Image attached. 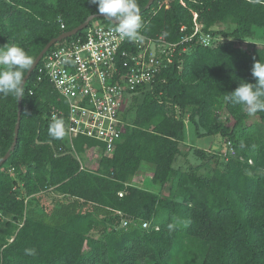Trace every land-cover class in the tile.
<instances>
[{
    "label": "trees",
    "instance_id": "trees-1",
    "mask_svg": "<svg viewBox=\"0 0 264 264\" xmlns=\"http://www.w3.org/2000/svg\"><path fill=\"white\" fill-rule=\"evenodd\" d=\"M148 1L136 0L140 32L179 42L198 14L210 44L199 35L181 44L153 88L133 95L121 140L95 170L80 169L65 133L49 135L52 109L66 103L48 80L36 81L35 68L24 85L16 147L0 166V264H264V110L249 115L225 98L239 83H255L251 68L264 59V43L238 42L264 38V0H155L146 8ZM92 15L117 26L89 0H0V46L18 45L34 61L51 39ZM17 112L18 99L0 94V160ZM191 134L220 135L237 154L218 158L189 143ZM75 143L79 152L94 145L84 136ZM183 146L207 166L215 159L207 175L198 172L203 163L175 167ZM143 164L153 165L152 185L168 186V194L134 183ZM19 182L24 194L15 190ZM49 191L66 201L57 199L46 215L38 206ZM195 243L199 263L190 255Z\"/></svg>",
    "mask_w": 264,
    "mask_h": 264
},
{
    "label": "built area",
    "instance_id": "built-area-1",
    "mask_svg": "<svg viewBox=\"0 0 264 264\" xmlns=\"http://www.w3.org/2000/svg\"><path fill=\"white\" fill-rule=\"evenodd\" d=\"M116 27L91 21L82 34L55 43L36 67V81L48 80L66 103L65 109H52L51 119L62 120L69 152L79 160L80 169L95 170L103 156L113 154L125 132L123 112L132 95L156 83L161 70L173 63L181 44L196 35L204 45L210 44V36L202 33L198 14L193 18V32L179 42L143 32L140 39L129 41L115 31ZM182 49L186 51L187 47ZM80 136L93 140L94 145L85 143L79 152L75 139ZM226 147V159L236 155L230 142ZM82 155L93 159L95 167ZM10 172L14 176V170ZM122 224L127 226L128 220ZM142 227H149V222L143 221Z\"/></svg>",
    "mask_w": 264,
    "mask_h": 264
},
{
    "label": "clouds",
    "instance_id": "clouds-1",
    "mask_svg": "<svg viewBox=\"0 0 264 264\" xmlns=\"http://www.w3.org/2000/svg\"><path fill=\"white\" fill-rule=\"evenodd\" d=\"M96 6V12L112 20L115 31L129 41L140 39L142 19L136 0H89ZM32 58L18 45L0 46V94L11 95L18 100L24 96V73L31 68ZM255 83H239L238 87L225 98L234 105H242L249 115L264 110V59L255 60L251 68ZM49 135L55 139L62 138L64 126L62 120L53 118L49 125ZM172 227V225H169ZM32 254L33 250H26Z\"/></svg>",
    "mask_w": 264,
    "mask_h": 264
},
{
    "label": "rangeland",
    "instance_id": "rangeland-1",
    "mask_svg": "<svg viewBox=\"0 0 264 264\" xmlns=\"http://www.w3.org/2000/svg\"><path fill=\"white\" fill-rule=\"evenodd\" d=\"M107 26H110V25H107ZM214 27L216 29H230L233 27V25H231L229 23L228 24H218ZM220 40H223V38L220 36H217L216 42H218ZM254 43L262 44V43H264V38L260 37L258 39L252 38L251 40L239 41L238 45L241 47H249V46H252ZM151 88H153V86L149 85V87L147 89H151ZM133 95H132V97H133ZM140 97H142V96H140ZM190 137L191 138H189L188 142L191 144L194 142L195 147L207 148L213 152H217L218 158L222 159V157H225L223 155H224L225 151L227 150V147H226V145H224V143L228 139L221 138L220 135L206 136V137L193 139V136L191 134ZM182 148L185 152V155H181L177 158L176 163H175V167H179V168H182L183 170H186V169H189L190 167L195 168L199 164L203 163V167L198 172L200 174L207 175L208 172L210 171V169L214 166L215 159H214V161L211 162L210 165L208 164L209 166H207L198 156L195 155L194 148H191L189 146L188 147L183 146ZM185 149H187V150H185ZM235 152L237 154L236 149H235ZM82 156H83L85 161L89 162V165H91V167H95V162H93L94 161L93 159L90 160V158L88 159V156H85V155H82ZM152 168H153V165H150V164H146L145 168H141V170H139L140 172L138 171V173L136 174L137 177L139 176L138 179H136V176L134 177V183H136L137 185H139L141 187L151 188L154 191H160L164 194H168V186H166L163 189H160L159 187L152 185V178H151V175L153 174L151 172ZM141 171L143 173H141ZM14 187H16V189H15L16 191L20 190L21 193L24 194V189L22 188L21 182L16 183ZM57 199L59 201H66V197L59 196V195L55 194L54 192L52 193L51 191L45 192L44 194H42L41 204L38 206V210L40 211V213H45L46 215L48 213H50L52 211V209H54V206H55ZM189 247H190L189 248L190 255L195 258V263H199L202 259V254H203L201 248H199V244H197V243H195L194 245L189 244Z\"/></svg>",
    "mask_w": 264,
    "mask_h": 264
},
{
    "label": "water",
    "instance_id": "water-1",
    "mask_svg": "<svg viewBox=\"0 0 264 264\" xmlns=\"http://www.w3.org/2000/svg\"><path fill=\"white\" fill-rule=\"evenodd\" d=\"M155 0H149L146 8L151 7V5L154 3ZM105 17V16H104ZM97 18V15H92L89 16L86 21H84L82 24H80L79 26H77L76 28L70 30V31H66L61 33L58 37L51 39L46 45L45 47L40 51V53L37 55V57L34 59L33 64L31 66V68L27 71V73L25 74V84L26 82L29 80L32 72L35 70V68L37 67V65L39 64V62L41 61V59L43 58L44 54L57 42L73 36L74 34L82 31L93 19ZM112 21V20H111ZM113 22V21H112ZM114 23V22H113ZM24 84V85H25ZM22 102H23V97H21L18 100V112H17V122L15 125V129H14V140L13 143L11 145V148L9 149V151L6 152V154L2 157V159L0 160V166L9 158L10 153L12 150L15 149L16 144H17V140H18V134H19V129H20V123H21V113H22Z\"/></svg>",
    "mask_w": 264,
    "mask_h": 264
},
{
    "label": "crops",
    "instance_id": "crops-1",
    "mask_svg": "<svg viewBox=\"0 0 264 264\" xmlns=\"http://www.w3.org/2000/svg\"><path fill=\"white\" fill-rule=\"evenodd\" d=\"M187 150V149H186ZM189 151V150H188ZM190 152V151H189ZM146 167V164H143L141 167H140V170H141V168H145ZM140 172V171H139ZM152 173H153V168H152V171H151ZM141 173H143L142 171H141ZM139 177V176H138ZM138 177L136 176V179H138ZM151 178H152V175H151Z\"/></svg>",
    "mask_w": 264,
    "mask_h": 264
}]
</instances>
